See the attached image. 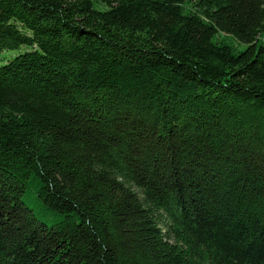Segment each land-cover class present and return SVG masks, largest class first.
Segmentation results:
<instances>
[{
	"label": "trees",
	"instance_id": "trees-1",
	"mask_svg": "<svg viewBox=\"0 0 264 264\" xmlns=\"http://www.w3.org/2000/svg\"><path fill=\"white\" fill-rule=\"evenodd\" d=\"M262 36L264 0H0V264H264Z\"/></svg>",
	"mask_w": 264,
	"mask_h": 264
},
{
	"label": "rangeland",
	"instance_id": "rangeland-1",
	"mask_svg": "<svg viewBox=\"0 0 264 264\" xmlns=\"http://www.w3.org/2000/svg\"><path fill=\"white\" fill-rule=\"evenodd\" d=\"M260 41H261V43L264 45V36L260 37ZM230 43H231L232 46H234V47L237 48L238 50H241V49L245 48V46H246L245 43H243V42H239V41H237V40L234 39V38H231V39H230ZM15 52H16V51L6 50V51H3V55H5V57H6V54H7V55H8L7 57H10V56H13V55L15 54ZM3 55H1V58H2V59H3ZM0 62H2L1 59H0Z\"/></svg>",
	"mask_w": 264,
	"mask_h": 264
}]
</instances>
